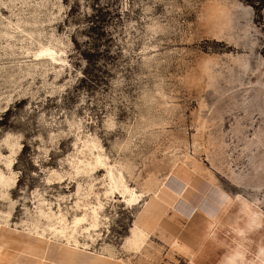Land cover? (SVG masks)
<instances>
[{"label": "rangeland", "instance_id": "374dc122", "mask_svg": "<svg viewBox=\"0 0 264 264\" xmlns=\"http://www.w3.org/2000/svg\"><path fill=\"white\" fill-rule=\"evenodd\" d=\"M86 140L142 197L106 193L104 166L77 168ZM10 158L13 264H62L66 247L71 264H264V0H0L6 174ZM85 209L79 254L61 230ZM138 221L150 233L130 249Z\"/></svg>", "mask_w": 264, "mask_h": 264}, {"label": "bare ground", "instance_id": "6f19581e", "mask_svg": "<svg viewBox=\"0 0 264 264\" xmlns=\"http://www.w3.org/2000/svg\"><path fill=\"white\" fill-rule=\"evenodd\" d=\"M39 53V52H37ZM56 50L51 46H44L41 51L40 55H45L47 57H50L54 61L60 60L57 57ZM36 56V55H35ZM13 142L17 143V140H10V146L12 147V152L16 153L17 149L14 147ZM20 148V146H18ZM95 149H99V144L94 140H86L83 142L82 148L79 151V154L75 156V163L77 165L78 169H83L84 171H94L95 169L104 166L106 168V193L109 194H115L116 191H119L121 193L120 197H124L125 201L129 203L136 202L140 197H142V194H137L138 192L135 191L132 186L130 187L126 181L125 174L123 172V169L121 167H117L116 164L109 163L106 158L104 157V153H101V150L99 149L98 152H95ZM78 153V152H77ZM14 163V159L10 158L7 160V165L10 169V174H6L3 170L0 169V184H7L8 182L15 183L17 180L16 172L12 170V165ZM126 169V168H125ZM128 168L127 166V170ZM133 168L131 167V172ZM130 175V174H129ZM148 190L153 189V187H148ZM118 193V194H119ZM147 193V192H146ZM144 194V193H143ZM101 204V203H100ZM136 204V203H135ZM102 205H99L97 207H92L93 210V216L92 220L89 223L88 226L85 227V231L87 232V237H90L92 241H95V237L99 236V233L96 232L97 228L100 226L101 223V213L100 209L102 208ZM87 209H85V214L83 217L76 218L75 226L72 228H63L61 232L65 237H67L68 241H73L76 245V249L79 254H81V246L85 247L88 245L87 242L81 243L76 237L75 233L79 232L78 230V224L87 219L86 217ZM53 215V212H48L46 216L50 218ZM95 231L93 234L92 232ZM150 233L149 224L147 222H136L133 228H131V234L126 240V245L130 249H139L144 245L146 240L148 239ZM127 247V248H128ZM22 248V244L19 243L16 240H10L9 244L4 247L2 252L0 253V264H13L14 263V256L15 254L20 251ZM128 248V249H129ZM42 249H45L44 245L42 246ZM109 249V248H108ZM66 256L63 258L62 264H71L74 262V259H72V256H68L69 248L66 247L65 249ZM42 251L39 252L41 255ZM85 253V252H83ZM111 254V253H110ZM112 255V254H111ZM112 257V256H111ZM39 264H44L43 257L41 258V262ZM121 264V263H120Z\"/></svg>", "mask_w": 264, "mask_h": 264}]
</instances>
